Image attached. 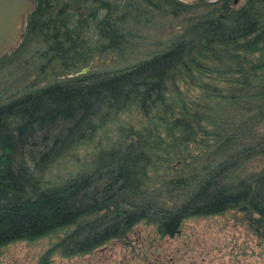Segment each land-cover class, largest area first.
<instances>
[{
    "label": "trees",
    "instance_id": "obj_1",
    "mask_svg": "<svg viewBox=\"0 0 264 264\" xmlns=\"http://www.w3.org/2000/svg\"><path fill=\"white\" fill-rule=\"evenodd\" d=\"M33 2L0 57V247L68 228L43 260L71 257L138 222L173 236L227 210L263 227L264 167L241 169L264 157V0ZM109 55L117 66L75 75ZM130 111L138 127L42 185L49 163Z\"/></svg>",
    "mask_w": 264,
    "mask_h": 264
},
{
    "label": "rangeland",
    "instance_id": "obj_2",
    "mask_svg": "<svg viewBox=\"0 0 264 264\" xmlns=\"http://www.w3.org/2000/svg\"><path fill=\"white\" fill-rule=\"evenodd\" d=\"M241 3L242 0H236L235 6ZM160 29L156 27L153 33ZM167 30L162 31V37ZM151 42V38L143 40L153 48L154 43ZM103 59L96 60L103 63H98L94 69L109 70L118 64L114 62L113 55ZM5 77H0V80L4 81ZM141 121V115L135 111L120 114L116 121L97 131L91 140L49 163L41 174L42 185H58L66 178L85 171L92 156L115 140L118 126L136 128ZM263 167L264 157L258 155L244 164L241 173L257 172ZM67 230L1 246L0 264H264V224L256 231L248 226L243 214L233 210L188 217L182 220L173 236H160L154 225L138 222L124 237L110 239L89 253L62 257L54 250L43 260L45 253Z\"/></svg>",
    "mask_w": 264,
    "mask_h": 264
},
{
    "label": "water",
    "instance_id": "obj_3",
    "mask_svg": "<svg viewBox=\"0 0 264 264\" xmlns=\"http://www.w3.org/2000/svg\"><path fill=\"white\" fill-rule=\"evenodd\" d=\"M179 1L191 2L194 0ZM33 5V0H0V57L6 52L13 51L19 45L26 16L32 11ZM96 65L94 62H90L80 68L75 75L85 74L94 69Z\"/></svg>",
    "mask_w": 264,
    "mask_h": 264
}]
</instances>
